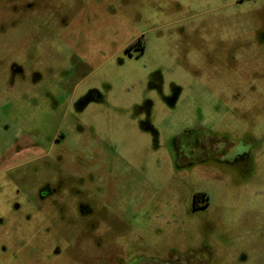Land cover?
Wrapping results in <instances>:
<instances>
[{
	"label": "rangeland",
	"instance_id": "rangeland-1",
	"mask_svg": "<svg viewBox=\"0 0 264 264\" xmlns=\"http://www.w3.org/2000/svg\"><path fill=\"white\" fill-rule=\"evenodd\" d=\"M171 255L264 264V0H0V264Z\"/></svg>",
	"mask_w": 264,
	"mask_h": 264
},
{
	"label": "flooded vegetation",
	"instance_id": "flooded-vegetation-1",
	"mask_svg": "<svg viewBox=\"0 0 264 264\" xmlns=\"http://www.w3.org/2000/svg\"><path fill=\"white\" fill-rule=\"evenodd\" d=\"M138 43L141 44L140 38L138 40H136L135 42H133L131 45H129L127 47V50H130L131 48H133ZM185 134L184 135L181 134V135L185 136ZM223 154H224L225 158H227V156L230 157L229 160L233 163L235 161H237L240 157L246 156V153H244V152H241V153L235 152L233 147H228L226 149H223ZM233 163H230V164L234 165ZM39 197L41 198L40 202L43 204V206H45V204L49 203L51 201V199L53 198L49 195H46L45 193H42ZM57 198H59V196ZM201 200H204L205 203L204 204L200 203ZM206 200H207L206 194L196 193L194 196V205H193L194 209L196 210V209L203 208L207 204ZM47 207H48V205H47ZM149 261L151 264H209L208 255L207 256L203 255V258H201V260H199L198 263L193 262L192 259H181V258L177 259L172 255L168 259L167 258H164V259L153 258V259H150ZM119 264H142V263L139 260H135V261L133 260L130 262H124L123 260H121V262Z\"/></svg>",
	"mask_w": 264,
	"mask_h": 264
}]
</instances>
